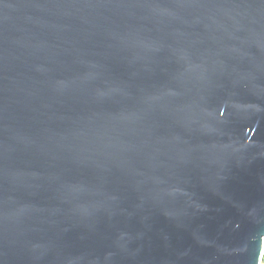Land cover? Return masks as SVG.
<instances>
[{
	"label": "water",
	"instance_id": "1",
	"mask_svg": "<svg viewBox=\"0 0 264 264\" xmlns=\"http://www.w3.org/2000/svg\"><path fill=\"white\" fill-rule=\"evenodd\" d=\"M264 0H0V264H262Z\"/></svg>",
	"mask_w": 264,
	"mask_h": 264
},
{
	"label": "trees",
	"instance_id": "2",
	"mask_svg": "<svg viewBox=\"0 0 264 264\" xmlns=\"http://www.w3.org/2000/svg\"><path fill=\"white\" fill-rule=\"evenodd\" d=\"M262 263L264 264V255H263V260H262Z\"/></svg>",
	"mask_w": 264,
	"mask_h": 264
},
{
	"label": "rangeland",
	"instance_id": "3",
	"mask_svg": "<svg viewBox=\"0 0 264 264\" xmlns=\"http://www.w3.org/2000/svg\"><path fill=\"white\" fill-rule=\"evenodd\" d=\"M263 264V263H262Z\"/></svg>",
	"mask_w": 264,
	"mask_h": 264
}]
</instances>
